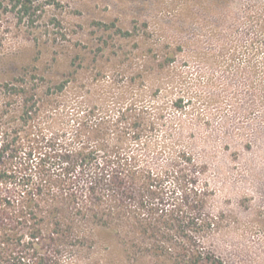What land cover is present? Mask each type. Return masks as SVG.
Listing matches in <instances>:
<instances>
[{
  "label": "rangeland",
  "instance_id": "374dc122",
  "mask_svg": "<svg viewBox=\"0 0 264 264\" xmlns=\"http://www.w3.org/2000/svg\"><path fill=\"white\" fill-rule=\"evenodd\" d=\"M8 1L0 0V85L28 82L40 99L37 129L50 136L67 126L76 101L111 119L120 107L140 111L155 128L138 144L129 139V149L159 173L176 160L201 195L178 228L166 224L184 203L170 178L162 203L154 199L157 212L150 200L110 209L103 199L59 264H264V88L252 87L242 53L233 57L230 44L190 25L181 36L187 47L163 65L166 45L151 44L160 39L155 25L170 22L162 16L179 0H32L25 15ZM180 95L191 98L181 110L173 106Z\"/></svg>",
  "mask_w": 264,
  "mask_h": 264
},
{
  "label": "trees",
  "instance_id": "16d2710c",
  "mask_svg": "<svg viewBox=\"0 0 264 264\" xmlns=\"http://www.w3.org/2000/svg\"><path fill=\"white\" fill-rule=\"evenodd\" d=\"M31 2L7 4L25 15ZM162 17L170 22L155 25L160 39L151 44L166 45L163 65L187 47L181 36L193 25L208 39L230 44L233 57L240 51L252 87L264 88L259 79L264 75V0H179L172 13ZM141 24L147 34L150 21ZM116 28L122 36L134 35ZM243 36L247 37L238 50ZM22 81L10 79L0 85V99L5 101L0 104V264H59L62 252L78 238L80 220L94 217L103 199L113 202L110 209L122 199L150 200L153 205L148 209L157 212L162 208L154 206V199L162 203V186L168 178L184 203L172 207L176 217L166 224L182 227L180 214L200 207L201 195L189 187L194 179L176 168V160L159 173L141 165L138 153L129 149L127 141L138 144L145 132L155 128L153 120L128 107H120L115 119L106 117L107 110L101 117L99 110L76 101L68 125L46 136L36 127L40 99ZM65 87L58 84L50 94ZM190 100L180 95L173 106L184 109ZM175 157L190 162L184 150H177Z\"/></svg>",
  "mask_w": 264,
  "mask_h": 264
}]
</instances>
